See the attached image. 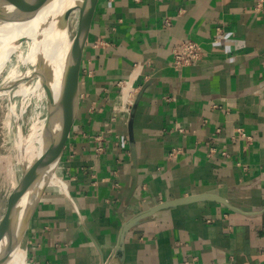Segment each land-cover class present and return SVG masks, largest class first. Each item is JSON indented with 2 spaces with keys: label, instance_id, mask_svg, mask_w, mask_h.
Masks as SVG:
<instances>
[{
  "label": "crops",
  "instance_id": "0c3cea01",
  "mask_svg": "<svg viewBox=\"0 0 264 264\" xmlns=\"http://www.w3.org/2000/svg\"><path fill=\"white\" fill-rule=\"evenodd\" d=\"M184 42L201 57L175 69ZM142 89L128 200L121 111ZM203 194L243 214L178 206L138 221L120 246L131 218ZM262 209L264 0H97L75 118L28 220L24 264H264Z\"/></svg>",
  "mask_w": 264,
  "mask_h": 264
},
{
  "label": "water",
  "instance_id": "95a60500",
  "mask_svg": "<svg viewBox=\"0 0 264 264\" xmlns=\"http://www.w3.org/2000/svg\"><path fill=\"white\" fill-rule=\"evenodd\" d=\"M47 1L48 0H0V22L13 19L34 6H38ZM96 3L97 0H80L77 27L63 60L57 97L54 98L52 93H50L47 99V133L44 140V150L41 155L40 162L36 168H33L32 164H28V166L26 165L21 168L19 180L13 187L7 200L6 209L0 218V256L3 246L10 236L16 221L18 220L19 214L23 210L26 215L25 220L28 223L31 212L37 201L42 183L51 173V169L60 158L63 146L69 135L78 104V75L83 48ZM142 92L143 89L136 96L130 109L127 121L128 139L132 151V171L127 194L128 200L136 188V160L132 124L133 116ZM201 201L218 203L230 211L242 213L240 210L230 206L224 199L216 195L203 194L164 202L128 220V222L124 224L121 229L120 246L126 232L138 221L146 219L159 211ZM259 213H264V209L260 210Z\"/></svg>",
  "mask_w": 264,
  "mask_h": 264
},
{
  "label": "bare ground",
  "instance_id": "6f19581e",
  "mask_svg": "<svg viewBox=\"0 0 264 264\" xmlns=\"http://www.w3.org/2000/svg\"><path fill=\"white\" fill-rule=\"evenodd\" d=\"M71 1L72 0H48L47 2H43L38 6H34L33 8L13 19L0 22V66L9 58L10 55L13 53H18V48L22 39L28 40L31 46L27 57L28 59L32 58L33 61L38 65L37 74L39 76V81L37 80V88H41V93L45 96L46 100L48 99L50 93H52L54 98L57 97L63 60L68 49L66 43L68 41L64 42L61 35L63 28L62 20H64L65 17L67 19L69 16ZM41 53H43L44 59L41 58ZM50 62L54 64L52 65L53 68L51 67ZM29 77V75L26 76L27 79ZM7 124L6 126L8 127ZM46 133L47 127L45 122L44 125L39 129V132L36 133V136L33 138L35 143H39L40 141L43 142L40 148L35 151L34 154L30 153L26 156V150L25 152L22 150L21 153V148L19 149V155L18 153L17 155L19 156L18 159L21 168L26 165L28 166V164H32L33 168L37 167L44 150V140ZM28 144L24 143L26 147L29 146ZM31 144L32 143L30 142V148L32 149L33 145ZM22 154L25 156H22ZM18 159L15 158V160ZM25 216V211H21L14 228L10 233V236L3 246L0 256V264H24L26 257L27 231V222L25 220Z\"/></svg>",
  "mask_w": 264,
  "mask_h": 264
},
{
  "label": "rangeland",
  "instance_id": "374dc122",
  "mask_svg": "<svg viewBox=\"0 0 264 264\" xmlns=\"http://www.w3.org/2000/svg\"><path fill=\"white\" fill-rule=\"evenodd\" d=\"M79 5L80 0H72L69 16L67 19L65 17L62 20L61 35L64 42L68 41L66 42L67 47L77 27ZM30 46L28 40L22 39L18 53L10 55L0 66L2 68H0V217L6 209L8 197L21 174V165L18 159L19 149L21 148V153L22 150L24 152L26 150L25 155L27 156L30 153L34 154L43 143L42 141L35 143L33 138L46 122L47 100L41 93V88H37L39 81L38 65L32 58L28 59L27 57ZM40 56L43 58V53ZM50 63L53 68L52 65L54 64ZM28 75L30 77L27 79L26 76ZM30 142L33 145L32 149L30 148ZM24 143H29V146L26 147ZM25 155L22 154V156ZM15 158L18 160H15Z\"/></svg>",
  "mask_w": 264,
  "mask_h": 264
},
{
  "label": "built area",
  "instance_id": "2783aa9c",
  "mask_svg": "<svg viewBox=\"0 0 264 264\" xmlns=\"http://www.w3.org/2000/svg\"><path fill=\"white\" fill-rule=\"evenodd\" d=\"M173 54V66L175 69L191 66L196 63L201 57L200 48L193 42H184L179 47L175 48ZM133 100L126 102L122 108L121 117L126 121L128 113L132 107ZM237 138L248 139L243 129H236Z\"/></svg>",
  "mask_w": 264,
  "mask_h": 264
}]
</instances>
